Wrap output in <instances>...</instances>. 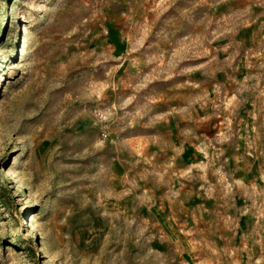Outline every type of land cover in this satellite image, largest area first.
Listing matches in <instances>:
<instances>
[{"label": "rangeland", "instance_id": "374dc122", "mask_svg": "<svg viewBox=\"0 0 264 264\" xmlns=\"http://www.w3.org/2000/svg\"><path fill=\"white\" fill-rule=\"evenodd\" d=\"M0 264H264V0H0Z\"/></svg>", "mask_w": 264, "mask_h": 264}]
</instances>
